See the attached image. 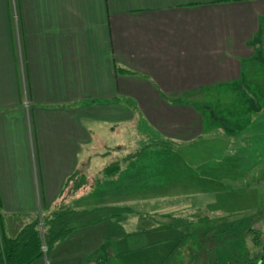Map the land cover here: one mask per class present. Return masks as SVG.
Segmentation results:
<instances>
[{"label": "crops", "instance_id": "0c3cea01", "mask_svg": "<svg viewBox=\"0 0 264 264\" xmlns=\"http://www.w3.org/2000/svg\"><path fill=\"white\" fill-rule=\"evenodd\" d=\"M262 65L264 0H0V214L55 210L81 172L78 202L95 205L32 264H150L164 229L143 230L135 206L164 209L141 199L153 164L134 154L107 177L111 147L141 125L170 148L237 138L203 99L241 92L261 115Z\"/></svg>", "mask_w": 264, "mask_h": 264}, {"label": "rangeland", "instance_id": "374dc122", "mask_svg": "<svg viewBox=\"0 0 264 264\" xmlns=\"http://www.w3.org/2000/svg\"><path fill=\"white\" fill-rule=\"evenodd\" d=\"M262 68L264 71L263 65ZM207 94L203 99V106L212 108L211 112L218 114V118L233 121V124L225 127L229 135L237 138L205 140L200 145L185 149L170 148L171 146L158 145L157 138L141 125L135 129H126L124 143L121 144L122 141L118 140L111 147V163L106 170L115 166L120 169L122 162H127L134 154L139 157L143 155L142 161L153 164L150 173L140 175L137 172V181L140 184L154 181L157 183L141 189V199L147 191L150 192L148 197L155 194L158 207L165 210L156 212L157 205L149 201L150 198L135 206V214L142 215L143 230L164 229L155 237V248L150 251H143V248L141 251V255L152 256L149 258L150 264H257L263 253L264 112L253 116L252 111L247 110L248 105H245L241 92L217 91ZM258 95L264 96V91ZM203 110L206 113L207 126L210 109ZM249 121L252 123H248ZM130 130L140 136L137 138L136 133L133 138L127 133ZM241 151L250 154L246 156V152ZM186 160L189 163L187 166L184 165ZM201 163L204 168L198 166ZM246 165H250L249 171L246 170ZM95 176L96 181L103 175L100 173ZM72 181L71 188L63 195V198L71 196L72 199L67 203L62 201L55 210L34 218L2 217L0 214V239L5 233L9 238H17L36 217L39 221L38 228L46 233L57 228L61 229L60 232H69L73 231V224H83L85 217L81 215L86 211V206L90 209L95 205L88 206L78 202V195L83 193L86 185V177L82 172L76 174ZM115 202L110 204L114 206ZM166 206L169 210H166ZM171 207L175 208V213ZM180 207H188V210L183 212L176 209ZM196 209L206 211L204 213L209 214V218L198 214ZM129 214L126 211L124 217ZM156 215L161 218L157 220L154 218ZM166 215L172 217H164ZM60 232L55 230L54 233ZM223 232L227 237L222 236ZM194 234L199 236H193ZM51 248L49 245L43 249L44 256L48 255ZM127 262L129 260L124 261Z\"/></svg>", "mask_w": 264, "mask_h": 264}, {"label": "trees", "instance_id": "16d2710c", "mask_svg": "<svg viewBox=\"0 0 264 264\" xmlns=\"http://www.w3.org/2000/svg\"><path fill=\"white\" fill-rule=\"evenodd\" d=\"M117 170H119L118 166L109 168L105 171V175L108 177L114 174ZM75 176L72 177L71 182ZM1 210L2 204L0 200V212ZM37 218L38 217H36L35 221L32 224L28 225L26 229L24 228L19 236L15 239L9 238L6 233L4 234V236L0 239V264H32L36 260L44 257V248L48 247L49 245L52 246L53 243L61 240L67 235L66 232H60L61 229L58 228L47 233L46 231L42 232L38 228L39 221L37 220ZM55 230L60 233H54ZM252 233L254 232L252 231ZM193 236L199 235L194 234ZM222 236L227 237L225 232H223ZM196 245L197 244L194 245L195 248L197 247Z\"/></svg>", "mask_w": 264, "mask_h": 264}, {"label": "flooded vegetation", "instance_id": "af4514ba", "mask_svg": "<svg viewBox=\"0 0 264 264\" xmlns=\"http://www.w3.org/2000/svg\"><path fill=\"white\" fill-rule=\"evenodd\" d=\"M262 254H263V253H261L260 259H259V261H258L257 264H264V259H263V261H262V257H263ZM260 262H261V263H260Z\"/></svg>", "mask_w": 264, "mask_h": 264}, {"label": "water", "instance_id": "95a60500", "mask_svg": "<svg viewBox=\"0 0 264 264\" xmlns=\"http://www.w3.org/2000/svg\"><path fill=\"white\" fill-rule=\"evenodd\" d=\"M262 252H263V254H262V256H263V257H262V261H263V259H264V247H263V251H262ZM260 263H261V262H260Z\"/></svg>", "mask_w": 264, "mask_h": 264}]
</instances>
